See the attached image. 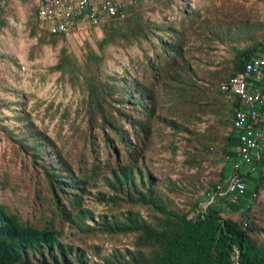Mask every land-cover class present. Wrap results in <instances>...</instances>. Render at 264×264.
Returning a JSON list of instances; mask_svg holds the SVG:
<instances>
[{
	"label": "trees",
	"instance_id": "1",
	"mask_svg": "<svg viewBox=\"0 0 264 264\" xmlns=\"http://www.w3.org/2000/svg\"><path fill=\"white\" fill-rule=\"evenodd\" d=\"M146 2L132 4L125 17L103 22L104 37L97 43L101 50L111 45L128 47L160 31L159 45H155L161 52L158 60L148 64L152 77L129 70L123 75L96 72L86 84L84 103L90 118L102 127L106 154L113 159L106 160L104 185L95 183L98 188L92 195L112 206L111 213H96L86 200L100 165L95 164L92 171L76 168L25 110L17 111L22 127L11 134L48 178L60 222H69L74 233L84 236H131V246L114 247L103 254L100 246L91 250L67 239L63 227L37 226L0 203V264H264V159L236 169L239 139L233 124L239 100L221 89L222 81L240 74L250 59L264 53V37L257 38L249 25H244L246 31L228 19L204 16L193 6L186 9L179 26L172 22L156 25L144 17ZM7 8L0 13V27ZM38 12L39 6L30 20L32 36L52 45L67 37L52 32ZM220 44L225 45L227 55L214 62L217 70L202 73L203 67L195 65L201 56L191 54L190 58L191 49L208 54ZM90 59L99 65L100 57L91 45ZM71 64L64 51L52 69L66 70ZM209 113H218L220 124L231 127L221 136L223 145L218 151L231 173L224 168L221 180L207 187L194 183L186 191L189 199L183 202L179 196L185 194L186 181L155 172L147 161L148 149L154 136L167 135V128L170 136L194 134L198 140L203 132L194 122ZM212 136L211 140L220 137L217 131ZM170 145L174 151L178 148L175 141ZM214 150L212 142L204 145V152ZM188 159L192 165L201 163L195 155ZM234 174L246 181L245 192L236 197L218 195L204 216L198 214L207 193L218 185L226 187V179Z\"/></svg>",
	"mask_w": 264,
	"mask_h": 264
},
{
	"label": "rangeland",
	"instance_id": "2",
	"mask_svg": "<svg viewBox=\"0 0 264 264\" xmlns=\"http://www.w3.org/2000/svg\"><path fill=\"white\" fill-rule=\"evenodd\" d=\"M38 6L39 0H10L2 16L5 24L0 27V203L7 204L23 220L37 226L54 223L63 227L67 239L91 250L100 246L103 254L114 247L131 246V236L102 233L84 236L83 233H74L69 222H60L48 191V178L39 165L31 162L30 156L11 134L13 129L22 127L23 122L16 118L17 111L25 110L40 128L56 140L76 168L92 171L95 164L100 165L90 181L91 192L87 193L86 200L96 213H111L112 206L98 202L92 195L104 185L102 178L107 171L106 160L113 159L106 154L102 127L90 118L84 103L86 84L96 72L123 75L129 70L134 74L138 72L140 77H152L148 64L158 60L157 55L161 52V48L155 45H159L160 31L156 35L150 32L152 39L132 46L111 45L101 50L97 41L104 37L102 27L84 22L79 24L80 29H75L58 44H44L37 36L31 35L30 20ZM142 6L144 17L156 25L172 22L179 26L186 9L193 6L202 15L228 19L235 27L242 25L241 29L246 30L244 25H249L257 38L264 37V0H149ZM90 45L100 57V69L90 59ZM218 47L217 51L208 54H199L191 49L189 57L192 58L191 54L201 56L195 65L200 69L202 66L204 74L217 70L214 62L227 55L225 45ZM64 51L70 56L71 66L66 70H53L52 66L59 62ZM229 97L226 101L228 105ZM219 119L218 113H209L201 120H195V126L203 132L198 140L194 134L170 136V128H167L165 137L156 135L150 144L147 161L152 169L162 176L186 181L185 194L179 196L180 201L189 199L186 191H191L194 183L207 187L221 180L224 168L225 173L230 172V165H226L218 151L223 145L221 136L231 127L220 124ZM216 131L220 137L211 140ZM174 141L178 147L175 151L170 145ZM211 142L215 150L204 152V145ZM191 155L198 156L201 163H188ZM95 183L98 187L93 186ZM116 208L113 207V210Z\"/></svg>",
	"mask_w": 264,
	"mask_h": 264
},
{
	"label": "built area",
	"instance_id": "3",
	"mask_svg": "<svg viewBox=\"0 0 264 264\" xmlns=\"http://www.w3.org/2000/svg\"><path fill=\"white\" fill-rule=\"evenodd\" d=\"M139 1L149 0H39L38 15L43 22H49L52 32L70 35L80 29V23L99 26L112 17H125L130 6ZM8 4L9 0H0V13ZM221 89L235 94L239 100L233 124L239 139L236 169L264 159V53L250 59L243 72L222 81ZM226 182V187L218 185L207 193L198 214L204 216L218 195L230 193L236 197L247 187L246 181L236 174Z\"/></svg>",
	"mask_w": 264,
	"mask_h": 264
},
{
	"label": "crops",
	"instance_id": "4",
	"mask_svg": "<svg viewBox=\"0 0 264 264\" xmlns=\"http://www.w3.org/2000/svg\"><path fill=\"white\" fill-rule=\"evenodd\" d=\"M262 158H263V157H262ZM262 158H261V159H262ZM226 195H227V194H226ZM222 196H224V195H222ZM227 196H228V195H227ZM231 198H232V197H228V199H231ZM226 199H227V198H226ZM216 200H217V199H216Z\"/></svg>",
	"mask_w": 264,
	"mask_h": 264
}]
</instances>
